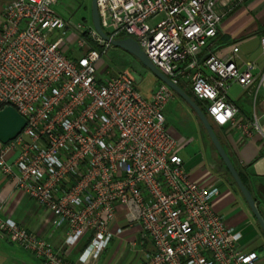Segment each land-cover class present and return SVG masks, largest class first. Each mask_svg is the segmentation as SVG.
Returning a JSON list of instances; mask_svg holds the SVG:
<instances>
[{
  "label": "built area",
  "instance_id": "1",
  "mask_svg": "<svg viewBox=\"0 0 264 264\" xmlns=\"http://www.w3.org/2000/svg\"><path fill=\"white\" fill-rule=\"evenodd\" d=\"M57 1L3 6L0 110L13 106L27 123L16 138L0 140V173L51 212L62 239L56 244L2 216L0 236L42 264H91L124 234L122 218L137 228L128 245L141 264H257L259 253L245 251L243 233L214 209L220 188L193 180L185 167L164 113L175 91L160 82L147 97L129 69L100 72L113 44L93 25L60 16ZM229 2L97 0L111 38H135L203 102L209 120L244 137L257 134L264 154V68L243 61L237 45L225 57L211 47L222 21L218 7ZM73 48L81 53L70 55ZM233 84L249 91V116L229 97Z\"/></svg>",
  "mask_w": 264,
  "mask_h": 264
},
{
  "label": "crops",
  "instance_id": "2",
  "mask_svg": "<svg viewBox=\"0 0 264 264\" xmlns=\"http://www.w3.org/2000/svg\"><path fill=\"white\" fill-rule=\"evenodd\" d=\"M5 1L0 0V20ZM218 10L222 15V21L218 34L211 44L212 49L219 56L225 57L229 56L233 47L237 45L243 61H254L259 69H263L264 47L261 39L264 37V0H230L226 7L219 6ZM156 83V81L153 83L154 89L160 82ZM237 87L241 90L232 100L239 106L241 116H249L250 98L242 101L241 94L245 90L238 84H233L230 89L235 90ZM195 121L199 135V138H196L199 139L201 148L188 150L190 156L187 160L184 159L185 167L193 180L220 188V195L213 202L214 209L227 225L243 233L242 248L245 251L256 250L260 255L257 264H264V232L240 190L225 170L220 155L204 127L198 120ZM174 134L180 141V151L187 150L192 141L197 140L194 137L186 139L178 131ZM219 135L264 215V154L260 137L257 134L244 137L242 131L233 125L219 128ZM0 216L14 219L38 236L56 244L62 239L60 232L51 224V212L40 207L26 193L17 190L12 181L1 173ZM119 223L121 226H126L124 234L114 238L100 258L91 264L124 263V256L119 259V250L122 246L128 245L129 241L136 239L137 228L128 227L122 218ZM0 264H42V262L18 243L0 236ZM133 264H141V258H136Z\"/></svg>",
  "mask_w": 264,
  "mask_h": 264
},
{
  "label": "rangeland",
  "instance_id": "3",
  "mask_svg": "<svg viewBox=\"0 0 264 264\" xmlns=\"http://www.w3.org/2000/svg\"><path fill=\"white\" fill-rule=\"evenodd\" d=\"M53 9L60 16L64 17L67 20H70V22L74 25L81 24L85 28L93 25L91 0H58L53 5ZM161 18L162 16H158L156 19L150 20L149 23L151 24V26H155ZM68 45L69 43L65 44V46ZM68 52L72 56H76L81 53V51H79L77 48L70 49ZM105 69L106 71L129 69L135 76L143 95L147 97H149L153 92V83H155L156 81V84H158L159 82V79L148 68H146L136 57L126 52L125 50L115 46H113L102 58V64L99 68V71L103 72ZM183 88L189 94H191L192 97H195L189 87L184 85ZM240 90V87H237L235 90L234 88L229 89L230 98L235 99L236 95ZM241 97L242 101H247L248 98H250L249 91L243 92L241 94ZM199 103L202 108H204L203 102L199 101ZM164 113L166 115L167 124L169 125L173 133H175V131H178L186 139H189L190 137L199 138V135L196 130L197 121H195L198 120V118L192 111L191 107L180 96L176 95L169 102V104L164 110ZM198 122L200 121L198 120ZM215 128L219 133V127L215 125ZM199 143V139L194 140L189 145L187 150L180 151V155L183 157V159L187 160L188 156H190V152L188 151L190 150V148H193L195 150L197 148V150H199L201 148V145ZM5 238L9 239L6 236ZM119 252V259L124 256L123 264H133L136 258L140 257V254L138 253L137 249H133L128 245L122 246Z\"/></svg>",
  "mask_w": 264,
  "mask_h": 264
},
{
  "label": "water",
  "instance_id": "4",
  "mask_svg": "<svg viewBox=\"0 0 264 264\" xmlns=\"http://www.w3.org/2000/svg\"><path fill=\"white\" fill-rule=\"evenodd\" d=\"M91 11L93 26L96 31L101 35L106 41H109L113 46L121 48L126 52L130 53L136 57L146 68H148L161 82L169 85L175 93L180 96L185 102L191 107L195 115L199 118L202 126L207 132L211 142L213 143L215 149L223 160L225 166L230 172L232 178L234 179L237 187L239 188L241 194L248 203L250 209L252 210L255 218L257 219L261 229L264 232V215L262 214L260 207L254 198L250 189L246 186L242 180L238 169L230 158L228 152L226 151L224 145L221 142L215 128L211 124L209 118L204 113L200 105L194 100L188 92L173 82L165 73H163L148 57L147 53L141 48L139 42L131 37L124 36L120 38H111L102 28L100 22L99 8L97 0H91ZM27 123L26 118L20 114L17 109L13 106H6L0 110V140L3 142H8L19 135L24 129Z\"/></svg>",
  "mask_w": 264,
  "mask_h": 264
},
{
  "label": "trees",
  "instance_id": "5",
  "mask_svg": "<svg viewBox=\"0 0 264 264\" xmlns=\"http://www.w3.org/2000/svg\"><path fill=\"white\" fill-rule=\"evenodd\" d=\"M159 82H161L160 80H158ZM189 94V93H188ZM190 96H191V94H189ZM194 98V100L200 105V103H199V101H198V99L196 98V97H193ZM200 107L202 108V106L200 105ZM202 110L204 111V113L207 115V112H206V110H205V108H202ZM193 111V110H192ZM194 112V111H193ZM198 118V117H197ZM198 120H199V118H198ZM200 121V120H199ZM210 122H211V124L213 125V127L215 128V124L210 120ZM201 123V122H200ZM202 125V124H201ZM215 130H216V132H217V134H218V136H219V138L221 139V137H220V135H219V133H218V131H217V129L215 128ZM222 140V139H221ZM222 142V144H223V141H221ZM221 158V157H220ZM222 160V159H221ZM222 162H223V160H222ZM223 164H224V162H223ZM224 168H225V170L228 172V174L230 175V177H231V180H232V182L234 183V185L237 187V185H236V183H235V181H234V179L232 178V176H231V174H230V172L228 171V169H227V167L225 166V164H224ZM239 172V174H240V176H241V178H242V180L244 181V178H243V176H242V174H241V172L240 171H238ZM244 183H245V181H244ZM246 184V183H245ZM247 186V185H246ZM238 188V187H237ZM239 189V188H238ZM259 224V223H258ZM260 226V225H259ZM261 228V227H260ZM263 231V230H262Z\"/></svg>",
  "mask_w": 264,
  "mask_h": 264
}]
</instances>
